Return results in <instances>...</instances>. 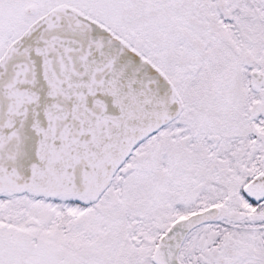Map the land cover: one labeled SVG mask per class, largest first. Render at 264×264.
<instances>
[{
	"label": "snow or ice",
	"instance_id": "6c2138e0",
	"mask_svg": "<svg viewBox=\"0 0 264 264\" xmlns=\"http://www.w3.org/2000/svg\"><path fill=\"white\" fill-rule=\"evenodd\" d=\"M0 264H264V0H0Z\"/></svg>",
	"mask_w": 264,
	"mask_h": 264
}]
</instances>
